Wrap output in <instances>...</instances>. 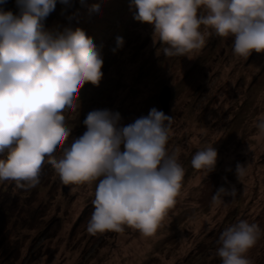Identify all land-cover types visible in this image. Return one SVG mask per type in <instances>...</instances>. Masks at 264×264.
<instances>
[{
    "label": "rangeland",
    "instance_id": "obj_1",
    "mask_svg": "<svg viewBox=\"0 0 264 264\" xmlns=\"http://www.w3.org/2000/svg\"><path fill=\"white\" fill-rule=\"evenodd\" d=\"M95 2L100 14L81 4L65 20L43 23L45 29L82 28L103 58L100 84L86 83L75 106L64 111L71 133L53 158L86 131L90 111L119 112L126 126L153 107L162 110L158 95L168 86L162 110L172 117L166 149L184 168L175 204L151 236L127 226L91 235L86 229L99 181L64 191L46 162L33 188L0 182V264H221L219 236L240 220L258 225L260 236L246 256L251 264H264V135L253 126L264 117V53L236 57L233 37L201 26L205 45L191 59L169 57L167 45L154 42L152 26L134 19L130 0H87ZM117 36L124 44L113 52ZM209 146L217 161L206 176L191 160ZM238 164L244 169L240 179ZM220 187L235 193L214 201Z\"/></svg>",
    "mask_w": 264,
    "mask_h": 264
},
{
    "label": "clouds",
    "instance_id": "obj_2",
    "mask_svg": "<svg viewBox=\"0 0 264 264\" xmlns=\"http://www.w3.org/2000/svg\"><path fill=\"white\" fill-rule=\"evenodd\" d=\"M15 3L13 12L5 8L7 0H0V182L33 188L47 162L65 185L99 181L89 234L127 226L153 235L174 206L184 176L177 154L166 149L172 117L153 107L122 126L119 112L92 110L83 120L86 131L53 158L71 133L64 111L75 106L86 83L100 84L103 58L82 28L45 29L43 21L56 0ZM81 4L89 13H101L100 2ZM130 7L137 9L135 20L152 26L154 42L167 45L166 56L191 59L189 54L205 45L201 26L233 37L236 57L264 53V0H130ZM123 44L117 36L112 51ZM253 126L264 135V117ZM216 161L217 150L209 146L195 152L191 165L207 176ZM236 175H244L242 165ZM234 193L220 187L213 200ZM259 236L258 225L246 220L226 228L217 241L221 264H251L246 253Z\"/></svg>",
    "mask_w": 264,
    "mask_h": 264
},
{
    "label": "trees",
    "instance_id": "obj_3",
    "mask_svg": "<svg viewBox=\"0 0 264 264\" xmlns=\"http://www.w3.org/2000/svg\"><path fill=\"white\" fill-rule=\"evenodd\" d=\"M81 5V0H68L67 3H62L61 0H56L55 10L50 12L44 19L43 23H50L52 19L65 20Z\"/></svg>",
    "mask_w": 264,
    "mask_h": 264
},
{
    "label": "water",
    "instance_id": "obj_4",
    "mask_svg": "<svg viewBox=\"0 0 264 264\" xmlns=\"http://www.w3.org/2000/svg\"><path fill=\"white\" fill-rule=\"evenodd\" d=\"M6 9H10L13 12L17 11L15 0H7V4L5 5ZM170 97V91L168 86H163L161 89L158 98L161 104L162 110H166L168 107V100ZM70 185L62 184V190L66 191Z\"/></svg>",
    "mask_w": 264,
    "mask_h": 264
},
{
    "label": "bare ground",
    "instance_id": "obj_5",
    "mask_svg": "<svg viewBox=\"0 0 264 264\" xmlns=\"http://www.w3.org/2000/svg\"><path fill=\"white\" fill-rule=\"evenodd\" d=\"M7 253V252H6Z\"/></svg>",
    "mask_w": 264,
    "mask_h": 264
}]
</instances>
